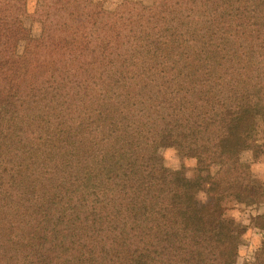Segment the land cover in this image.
<instances>
[{"label": "trees", "instance_id": "obj_1", "mask_svg": "<svg viewBox=\"0 0 264 264\" xmlns=\"http://www.w3.org/2000/svg\"><path fill=\"white\" fill-rule=\"evenodd\" d=\"M35 15L7 67L0 7V264L264 262V0H130L120 47L85 0ZM205 183L251 209L221 239L178 207Z\"/></svg>", "mask_w": 264, "mask_h": 264}, {"label": "rangeland", "instance_id": "obj_2", "mask_svg": "<svg viewBox=\"0 0 264 264\" xmlns=\"http://www.w3.org/2000/svg\"><path fill=\"white\" fill-rule=\"evenodd\" d=\"M130 0H85L87 9L90 15L88 16L89 30L92 34H98L103 37H108L111 45L114 47H120L121 42V31H118V25L122 23L120 14L124 11V5L128 4ZM1 8L10 14V34L11 42L9 46L10 57L5 59L7 67H15L22 63V61L29 60L32 55V47L27 44V35L33 32L36 36H40L42 33V23L38 19H33L35 14L38 13L39 9H52L54 0H1ZM31 11V13H30ZM26 13H29L28 15ZM114 15L113 18H117V25L112 29L110 16ZM123 25V24H122ZM255 153H247L243 159L252 160L255 159ZM178 155V154H177ZM180 156H185L182 152ZM188 163L195 164L196 156L189 155ZM168 159L173 158V153L169 151L166 154ZM170 165L165 164V172L170 173ZM263 166L256 163V169L260 174H263ZM217 186L212 183L200 184L194 187V194L188 203H180L179 209L184 214L205 212L208 216L209 224L212 226L216 235L221 239L222 234L225 232L221 226L220 221L213 216L217 211L222 213L224 216L222 221L228 222L229 218L235 221L236 226H242L244 221L243 218L246 216L247 211L251 209L247 206L245 201H239L235 205L230 200L223 198L218 201ZM214 204L220 205L215 207ZM211 207L213 209L211 210ZM231 237L235 240H239V234L235 231L229 232ZM249 234H253L250 232ZM221 237V238H220ZM257 236H254L256 241ZM249 255L250 264H264V262L256 255ZM253 261V262H252Z\"/></svg>", "mask_w": 264, "mask_h": 264}]
</instances>
